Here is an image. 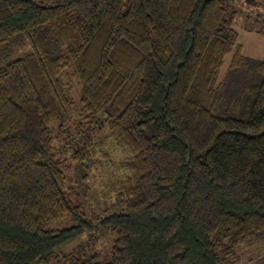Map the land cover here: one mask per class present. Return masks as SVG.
Returning a JSON list of instances; mask_svg holds the SVG:
<instances>
[{
	"label": "trees",
	"instance_id": "trees-1",
	"mask_svg": "<svg viewBox=\"0 0 264 264\" xmlns=\"http://www.w3.org/2000/svg\"><path fill=\"white\" fill-rule=\"evenodd\" d=\"M235 17L224 0H0V264H241L264 238V59ZM106 142L128 163L92 203ZM99 230L104 257L57 252Z\"/></svg>",
	"mask_w": 264,
	"mask_h": 264
},
{
	"label": "rangeland",
	"instance_id": "rangeland-1",
	"mask_svg": "<svg viewBox=\"0 0 264 264\" xmlns=\"http://www.w3.org/2000/svg\"><path fill=\"white\" fill-rule=\"evenodd\" d=\"M224 6L226 8V17L231 16L232 13L236 16L233 29L237 34V42L242 48L243 55L255 60L264 59V14L262 13V9L259 6L245 2V0H235L234 2L224 0ZM229 59L230 57L227 56L225 64ZM70 83L73 89V100L77 102L79 93L76 81L70 79ZM104 151L106 152L107 157L102 160L103 168L100 171L98 179L94 185L91 186L89 192V197L91 198L92 203H94V200L102 202L106 199L103 197L106 192V185L110 184L114 175H124L122 167L128 163L127 155L122 153L111 142H106ZM64 162L68 167H71L67 172V176L69 184L72 185L74 180L81 175V172L78 171L77 167H75L74 171L72 168L73 164H71L68 159L64 160ZM107 210L108 212H111L114 209L109 208ZM70 224L69 219H63L51 222L49 227L52 229H61L70 226ZM261 237H264V234ZM105 239L104 231L99 230L91 238H88V236L85 235L69 244L63 245L57 250V252L66 255L72 252H77L80 249H85L96 251L99 254L101 253L102 257H104L107 253L105 249L107 245ZM256 255H258L257 258H255ZM238 256L241 264H257L255 263L256 261L264 259V238L258 239L253 243L251 242L242 245Z\"/></svg>",
	"mask_w": 264,
	"mask_h": 264
}]
</instances>
